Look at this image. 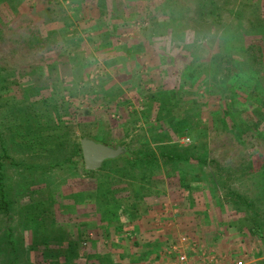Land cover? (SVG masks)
Instances as JSON below:
<instances>
[{"label": "rangeland", "instance_id": "obj_1", "mask_svg": "<svg viewBox=\"0 0 264 264\" xmlns=\"http://www.w3.org/2000/svg\"><path fill=\"white\" fill-rule=\"evenodd\" d=\"M161 1L146 0L149 5L144 6L141 0H107V14L100 18L98 0H0V65L10 68L13 78L20 83V86L13 85V90L6 94L10 103L6 100L0 103V133L7 139L5 148L10 147L7 135L11 124L7 117L10 111L19 112L27 103L23 87L42 85L44 91L34 99L52 100L54 97L60 103V96H65L69 110L63 114L64 124L77 135L79 142L86 135L111 146H124L132 156L148 152L159 157L158 164L142 170L150 179L142 180L143 174L139 179L130 175L123 178L126 184L132 185L128 186L132 192L119 200L136 201L132 197L138 190L147 195L139 203L142 213L147 210L148 202L165 204L169 212L175 201L190 207L181 226L189 230L185 227L188 221L198 223L196 233L188 231L198 244L196 251L191 252L190 264H199L203 257L214 256L226 263L242 260L244 264H264V139L252 136L255 132L245 129L259 123L260 131L264 132V108L256 105L255 100V95L263 94L264 90V0H225L223 33L227 34L222 40L219 36L212 39V34L207 40H201L193 31L183 40L167 32L154 35L155 22L168 19L165 13L154 8ZM182 1L193 6L195 0ZM239 21L243 22L242 27H238ZM251 23L255 25L252 30ZM95 24L101 25V29L88 32ZM74 29L77 44H69L66 39ZM104 32L110 33L108 40L103 39ZM48 37L50 43L42 40ZM253 44L262 48V56L257 54L263 64L257 69L263 70V77L256 81L244 76V81L239 82L242 87L233 89L240 91L237 96L241 95L243 101L241 110L225 114V99L211 94L212 59L218 52H229L228 56L235 61H242L247 57L242 48ZM62 47H70L71 57L78 55L82 59L79 71L84 80L76 87L79 91L74 97L64 90L65 87L73 89L75 79L71 64L65 65L62 61L68 56ZM57 59L61 62L52 70L51 65ZM260 85L262 89H257ZM217 110L221 116L213 117ZM184 117L190 126L181 134L177 130L185 123L171 127L170 122L176 123ZM232 122L239 125L243 136L234 135L235 131L230 128ZM69 148L68 153L71 152ZM165 148L187 151L191 156H187V161L166 164L161 158ZM212 159L220 166L202 162ZM117 160L118 164H109L93 173L81 162L74 169L67 163L46 173L39 170L31 174L21 173V167L10 164L6 158V177L14 183V188H11L12 205L6 210L0 209V264H81L79 255L66 253L67 244H77L75 249L79 251L81 238L87 233L90 237V232L97 242L101 240L98 239L102 233L99 218L85 220L88 216L83 215L96 213L87 202L97 196L99 181L121 178L131 169L124 164L123 157ZM248 161L253 166H248ZM219 167L222 172L218 171ZM212 172L220 175L210 176ZM27 189L38 193H30L27 195L30 197L25 198L21 194ZM230 191L244 195L255 204L254 208L236 211L226 198ZM76 193L79 194L70 200V195ZM83 193L86 194L84 199L79 196ZM49 195L54 204L50 205ZM38 199L54 212L56 228L61 229L62 235V243L49 245L60 256L50 257L46 262L42 255L43 245L28 252L25 244L8 245L5 236L11 230L14 238H21L25 220L22 207ZM110 209L104 207L102 214H108ZM96 214L101 216L99 212ZM250 218L257 220L255 224L259 225L258 240H253L247 230ZM31 238L33 235L27 233V243L32 244ZM162 244L156 243L152 254L160 253ZM91 246L92 243L81 248L87 250ZM136 257L145 258L142 254Z\"/></svg>", "mask_w": 264, "mask_h": 264}, {"label": "trees", "instance_id": "obj_2", "mask_svg": "<svg viewBox=\"0 0 264 264\" xmlns=\"http://www.w3.org/2000/svg\"><path fill=\"white\" fill-rule=\"evenodd\" d=\"M144 6L146 4V0H141ZM224 1V2H223ZM195 0L193 2V6L188 3H184L182 0H162L159 5H156L154 8L156 10H161L165 13L168 19L161 22H155V27L152 29V33L154 35H164L171 34V36L175 39L183 40L186 39V36L189 31H193L195 33V37L198 39H206L209 35L212 34V39L219 36L220 39H224L226 37L227 32L223 33V29L226 27V23L223 21V4L227 3L225 0ZM98 9L100 18L104 17L107 14V0H98ZM142 10L141 5H139ZM227 8V7H226ZM148 9V7H147ZM234 12L233 10L229 9ZM165 11V12H164ZM195 17H193V13ZM238 11H236L237 13ZM192 14V15H191ZM239 16V15H238ZM193 17V19H192ZM192 20V21H191ZM228 24V23H227ZM70 26V24H66ZM238 25V24H237ZM243 22L239 21L238 27H242ZM250 29H254L255 25L251 23L249 25ZM101 25L95 24L88 29V32H98L101 29ZM162 29V30H159ZM255 31V30H254ZM72 35L67 38V43L69 44H77L75 43V39L77 38L76 29H74ZM167 32V33H166ZM213 33H216L215 35ZM68 34V33H67ZM220 34V35H219ZM110 33L104 32L103 39L108 40L110 38ZM224 36V37H223ZM240 36V35H239ZM218 37V38H219ZM43 41H48L50 43V39L43 38ZM29 43V42H28ZM56 44V43H55ZM79 45V44H78ZM77 45V46H78ZM72 46V45H71ZM103 46H106L103 44ZM197 46V41H196ZM63 48V47H62ZM72 49L70 47L63 48V51L67 52L68 56L62 60L67 65V63L71 64V69L73 73V78L75 79V85L72 88L65 87V91H68L71 97H74L76 91H79L77 86H80L81 81L84 80L83 73L81 74L80 67L81 66V57L78 55H74L71 57ZM71 51V53H70ZM242 52H244L245 57L242 61H235L230 55L229 52L226 54L216 53L213 57L212 62V70H211V94L213 96H217L219 99H225V107L223 108V113L227 114L230 110H234V112H239L241 110V104L243 101L240 100L239 95L240 91L235 90L234 88L242 87L241 83L244 81V76H247L250 80L259 81L263 77L262 69H257V66L262 65L263 60L260 59L262 56V48L256 45H250L249 47H243ZM259 53L260 56L257 54ZM80 57V58H79ZM81 59V60H80ZM58 59L54 61V64L51 65V69L56 70L58 68V64H60ZM62 64V63H61ZM201 65V64H199ZM10 68L2 67L0 65V103L3 104L6 102L10 103V98L6 97V94L13 90V85L20 86V83L13 78V74L9 71ZM11 70V69H10ZM34 73V71H33ZM206 80V79H205ZM205 84L207 81H205ZM241 82V83H239ZM199 83H203L200 81ZM236 85H239L238 87ZM24 93L27 95V98L24 100L27 101L25 106L19 108V112L12 110L10 111L11 115L7 117L8 122L11 124V127L8 129L9 136L7 138L9 140L10 147L8 149L5 148V143L7 139L3 137L0 133V141L2 140V145L0 149V209L6 210L9 208L12 203L10 201V197L12 196L11 188H14V183H11L9 178L6 177V165L5 159L10 160V164H15L18 168L21 167L22 172H30L31 174L38 172L41 170L42 172L52 171L57 167L62 166L63 164L69 163L71 169L78 167L83 161L81 143L77 139V135L73 133V131L68 130L65 126L64 121V113H68L69 105L65 101V96L59 98V101L56 99L50 100L49 98L43 97L41 100H36L34 98L41 96L42 91H44V87L42 85H34L23 87ZM262 89L261 85L258 86L257 89ZM261 92V91H260ZM264 94V90H263ZM262 93L256 97V105L260 108H264V95ZM58 96V94H56ZM254 96V97H255ZM16 99V98H15ZM17 100V99H16ZM20 101V100H19ZM19 101H16L17 103ZM65 106H64V105ZM255 104V103H253ZM39 105V106H38ZM230 105V108L228 106ZM44 106L43 110L41 107ZM64 106V107H63ZM2 105H0V108ZM18 110V109H16ZM47 111V113H46ZM214 116H221L219 110L215 111ZM46 114V115H45ZM13 115V116H12ZM21 119V120H20ZM20 121L19 123L14 122ZM68 123V122H67ZM184 124V127L178 128V133L185 134L186 129L189 128V123L187 122V118L184 117L183 120H178L176 123L170 122L171 127L179 126L180 124ZM254 123L253 125H248V128H245L247 132L253 131L252 136H260L264 139V132L260 131L259 123ZM231 131H235L234 135L237 137L243 136L241 133V128L235 122L231 123ZM239 128V129H238ZM252 128V129H251ZM72 132V133H71ZM244 133V132H243ZM53 137H56L57 140H52ZM87 137L86 135L82 136ZM165 137H168V134H165ZM17 138H20L18 140ZM70 148H69V147ZM10 148V150H9ZM67 148L70 149V153H68ZM128 150V149H127ZM13 152V153H12ZM187 152V151H186ZM185 151L177 152L170 151L166 148L161 153V158L164 160L166 164H175L180 162L181 160L187 161L191 155H187ZM123 162L126 166H130L131 169L128 172H124L118 179H113L112 181H99L97 183L96 191L97 196L89 203L88 207H93L96 212L101 213V220L103 222H112L119 221L123 224L133 223L135 220L140 219L142 210L140 209V201L144 200V193H139L138 190H135L133 193V197L136 201L129 200H119V197L125 194H129L132 191L129 190L128 186H132L129 183H125L123 178L129 177L138 178L140 174H143L140 177L142 180H148L151 177H147L143 172V168L146 166H150L152 164H158L159 157L154 156L148 152H141L137 156H132L130 152L123 156ZM119 158V157H118ZM117 158L108 160L104 163L101 169H104L105 166L109 164L116 165L118 164ZM203 163H217L216 160L212 159L210 161L203 160ZM220 166V165H219ZM248 166H253L251 161H248ZM125 168V167H124ZM99 169V170H101ZM89 171L90 173L97 172ZM219 172H222V168L219 167ZM20 173V175H21ZM220 175L219 173L212 172L210 176L216 177ZM139 179V178H138ZM27 180V179H25ZM99 180V179H98ZM23 182L22 180H20ZM182 181V179H181ZM10 182V183H8ZM24 185V184H23ZM28 188V187H27ZM30 193L36 194L37 191L33 190H25L21 195L24 197ZM79 193L74 195H70V200L73 199ZM37 195V194H36ZM86 194L79 195L83 197ZM226 198L228 202L235 208L236 211L241 212V210H245V208H254L255 204L253 202H249L244 195L239 194L238 192L230 191V193L226 194ZM73 196V197H72ZM81 200V199H80ZM48 201L51 204H54V199L49 195ZM85 201H89V199L85 198ZM104 207L111 208L108 214H102V210ZM185 210L182 212L184 215H187L191 208L188 206H184ZM22 213L25 216L24 222H22V235L21 238H14L12 236L11 230L6 232V243L11 247L16 246L15 244H25L27 246V251H35L38 247L44 246L42 249V255L44 257L45 262L50 259V257H59V252H54L50 249V243L60 244L62 243V235L61 229L56 228V218L54 212L49 209V207L45 208L44 201L41 199L31 200L22 207ZM251 220V223H250ZM248 219V232L250 233L253 240H258L260 232L259 225L255 224V219ZM195 221H190L187 223V226H190ZM198 224V223H197ZM31 233L33 235L32 244L27 243L26 234ZM63 233V232H62ZM54 236V237H53ZM68 251L66 253L74 254L77 257L79 255V251L77 244L70 242L67 244ZM16 249V248H15ZM29 249V250H28ZM79 250V249H78ZM103 262L105 264H111L109 258H106ZM60 264V262H58ZM102 264V263H101Z\"/></svg>", "mask_w": 264, "mask_h": 264}, {"label": "crops", "instance_id": "obj_3", "mask_svg": "<svg viewBox=\"0 0 264 264\" xmlns=\"http://www.w3.org/2000/svg\"><path fill=\"white\" fill-rule=\"evenodd\" d=\"M164 205L148 202L147 210L141 214L140 219L127 224L119 221L103 222L101 217L96 214L97 212L92 213L93 216H89L87 212L83 215V217L88 216L85 220L99 218L102 233L98 239L101 240L97 242L92 232H90L91 237L88 233L82 237L81 247H88L91 243L92 246L87 250L80 247L79 262L81 264H101L103 260L109 258L111 264H176L178 255L173 248L179 244L180 239L184 236L188 238L190 244L196 243V239L188 231H195L196 233L198 225L197 222H194L190 226L185 225L189 230L181 228L185 220L183 219L185 215L182 213L185 208L181 201H175L171 207L173 210L170 212L165 209ZM157 221L160 223L157 224ZM102 238L107 240L102 241ZM85 242H87L86 245H84ZM162 242L163 246L160 253L152 254L155 244ZM101 246L105 248L104 251ZM137 254L145 256V260L136 257Z\"/></svg>", "mask_w": 264, "mask_h": 264}, {"label": "water", "instance_id": "obj_4", "mask_svg": "<svg viewBox=\"0 0 264 264\" xmlns=\"http://www.w3.org/2000/svg\"><path fill=\"white\" fill-rule=\"evenodd\" d=\"M84 166L87 171L99 170L104 163L127 153L124 146H111L93 138L83 137L80 140Z\"/></svg>", "mask_w": 264, "mask_h": 264}, {"label": "built area", "instance_id": "obj_5", "mask_svg": "<svg viewBox=\"0 0 264 264\" xmlns=\"http://www.w3.org/2000/svg\"><path fill=\"white\" fill-rule=\"evenodd\" d=\"M92 235H90L91 237ZM87 242L84 243L86 245ZM196 248H198V244L189 243L188 238L186 236L182 237L179 241V244L175 246L174 251L177 252V263L176 264H190L191 263V252H195ZM197 264V263H195ZM199 264H244L242 260L232 262H221L218 257L211 258H202Z\"/></svg>", "mask_w": 264, "mask_h": 264}]
</instances>
